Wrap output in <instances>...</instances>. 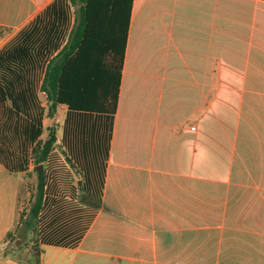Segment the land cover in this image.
I'll use <instances>...</instances> for the list:
<instances>
[{
  "label": "crops",
  "instance_id": "1",
  "mask_svg": "<svg viewBox=\"0 0 264 264\" xmlns=\"http://www.w3.org/2000/svg\"><path fill=\"white\" fill-rule=\"evenodd\" d=\"M52 1L0 0V49ZM16 223L0 264H30L3 251ZM48 248L52 264H264V0L132 1L101 205L77 246L32 250Z\"/></svg>",
  "mask_w": 264,
  "mask_h": 264
},
{
  "label": "trees",
  "instance_id": "2",
  "mask_svg": "<svg viewBox=\"0 0 264 264\" xmlns=\"http://www.w3.org/2000/svg\"><path fill=\"white\" fill-rule=\"evenodd\" d=\"M132 1L53 0L0 49V164L10 173L37 172L35 198L21 223L25 233H36L37 245L77 246L101 205ZM77 3L75 25L61 45L52 33L68 26ZM40 93L50 114L66 108L59 152L54 129L40 143ZM51 180L57 187L43 216ZM80 189L98 203L86 206Z\"/></svg>",
  "mask_w": 264,
  "mask_h": 264
},
{
  "label": "rangeland",
  "instance_id": "3",
  "mask_svg": "<svg viewBox=\"0 0 264 264\" xmlns=\"http://www.w3.org/2000/svg\"><path fill=\"white\" fill-rule=\"evenodd\" d=\"M79 7L80 3L71 6L68 26L52 33V37L56 39L57 42H60L61 45L66 43L69 34L75 25L76 18L78 17ZM29 26L30 24L22 29H26ZM20 30H18V32ZM11 33L12 31L6 32L4 29H2L0 31V42L6 40V38H8ZM15 34L13 33L10 39H12ZM36 35L43 36L46 34H44V32H40V29H37ZM40 99L44 106V130L40 137V143L42 144L48 138L49 131L54 129L58 137V141L54 146V150L59 152L60 136L65 119L66 108L64 106H57L56 112L50 114L49 102L43 93H40ZM30 171L31 173L29 176L23 173H10L6 171L0 164V229L13 225L17 214L16 226L10 233V236L6 238L5 242L7 244L4 245L3 251H23L27 253L25 257L27 256L26 258L29 259L30 264H39V262L43 264H52L55 257L53 248L45 249V253L41 250H32L33 247L38 249V247L42 244H36L34 240L36 233H34V231H29L33 233V236L31 235V238L30 236L28 238V233H25V229L21 226V223H23L22 221L28 217L29 209L34 201L37 189V172L34 169H31ZM73 178L75 181L80 180V176L76 172L73 173ZM56 187L57 185L55 182L51 180L48 186L47 199L43 207V216L51 205L53 199L52 192L53 190H56ZM78 195L79 199L82 200L86 206H93L98 203L95 198L81 189L78 191ZM41 228H44V224L41 226ZM16 237H19L20 240H15ZM38 239L42 241L43 236H39Z\"/></svg>",
  "mask_w": 264,
  "mask_h": 264
},
{
  "label": "water",
  "instance_id": "4",
  "mask_svg": "<svg viewBox=\"0 0 264 264\" xmlns=\"http://www.w3.org/2000/svg\"><path fill=\"white\" fill-rule=\"evenodd\" d=\"M78 184H81V181L80 180L78 181Z\"/></svg>",
  "mask_w": 264,
  "mask_h": 264
}]
</instances>
